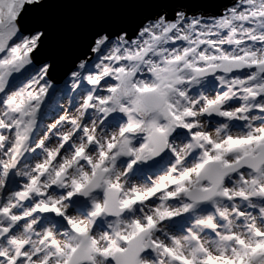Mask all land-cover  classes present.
<instances>
[{
  "label": "snow or ice",
  "instance_id": "snow-or-ice-1",
  "mask_svg": "<svg viewBox=\"0 0 264 264\" xmlns=\"http://www.w3.org/2000/svg\"><path fill=\"white\" fill-rule=\"evenodd\" d=\"M45 3L0 0V264H264V0L96 31L62 87Z\"/></svg>",
  "mask_w": 264,
  "mask_h": 264
},
{
  "label": "water",
  "instance_id": "water-1",
  "mask_svg": "<svg viewBox=\"0 0 264 264\" xmlns=\"http://www.w3.org/2000/svg\"><path fill=\"white\" fill-rule=\"evenodd\" d=\"M234 0H46L44 6L23 18L27 30L43 29L46 38L37 63L48 61L52 81L62 84L81 57L88 40L101 29L134 30L148 18L183 8L204 16L218 15Z\"/></svg>",
  "mask_w": 264,
  "mask_h": 264
},
{
  "label": "rangeland",
  "instance_id": "rangeland-1",
  "mask_svg": "<svg viewBox=\"0 0 264 264\" xmlns=\"http://www.w3.org/2000/svg\"><path fill=\"white\" fill-rule=\"evenodd\" d=\"M48 79L52 82V84H53L54 87H56L57 85H60L61 87L63 86V83H64V82H63L62 84H58V83L52 81L51 78H50L49 76H48ZM57 100H60V101H61V103H60V107H61V108H67V107H68V105H69V101H68L67 99H65V98H64L59 92H58V94H57V97L54 98V99L51 101V103H52L53 105H55L56 102H57ZM49 111H51V110H49ZM53 114H54V113H53ZM49 122H50L49 119H45V121H44L45 124H47V123H49Z\"/></svg>",
  "mask_w": 264,
  "mask_h": 264
}]
</instances>
